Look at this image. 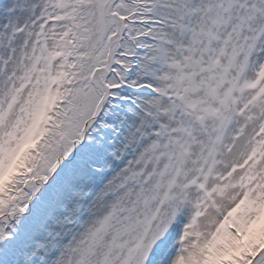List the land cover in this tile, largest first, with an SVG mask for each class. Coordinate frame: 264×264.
I'll list each match as a JSON object with an SVG mask.
<instances>
[{
    "label": "snow or ice",
    "instance_id": "obj_1",
    "mask_svg": "<svg viewBox=\"0 0 264 264\" xmlns=\"http://www.w3.org/2000/svg\"><path fill=\"white\" fill-rule=\"evenodd\" d=\"M0 264H264V0H0Z\"/></svg>",
    "mask_w": 264,
    "mask_h": 264
}]
</instances>
